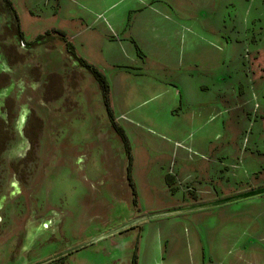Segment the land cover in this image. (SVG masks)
Here are the masks:
<instances>
[{"label":"rangeland","instance_id":"rangeland-1","mask_svg":"<svg viewBox=\"0 0 264 264\" xmlns=\"http://www.w3.org/2000/svg\"><path fill=\"white\" fill-rule=\"evenodd\" d=\"M110 1L113 0H0V264H264V192L220 205L225 206V213L209 220L206 218L219 230L212 228L210 239L213 241L209 243L203 236L197 249L186 242L183 224H176L171 230H154L160 222L167 223L173 221L172 216L184 214L178 213L146 219L124 229L126 231L110 234L44 261L101 233L93 230V235L89 236L71 234L68 226L65 228L61 224L64 215L67 216L65 223L68 222L66 212L84 208L79 199L92 188L72 176L77 171L71 164L72 169L66 166L63 151L70 145L63 139L49 137L50 130L55 128L47 127L45 119L37 112L39 108L48 109L40 106V102L57 100L58 105L55 103L50 108L57 112L70 111L76 105L80 108L81 103L76 97L82 94L73 99L64 98L65 89L79 80V70L93 68L82 65L74 57H85L98 72L108 74L107 82L113 84L115 81L118 88L123 83L134 85L136 81L137 85H144L149 81L145 76L127 77L120 67L113 70L109 61L112 59H106L109 52L115 50L118 51L116 55L121 54L120 59H114L120 64L141 67L144 64L149 70L158 69L156 58L152 57V54H158L157 48L152 49L153 44L149 41L138 44L150 57L142 63L129 42L103 40L104 36L98 33L105 31L101 23L94 31H81L82 18L90 17L89 8L96 9ZM165 1L178 7L183 23L195 22L198 30L194 33L197 37L194 47L184 50L180 61L176 57L177 50L172 47L170 52H165L162 61L167 63L161 68H166L163 77L167 81L174 79L171 73L178 68L193 72V81L184 82L186 87L187 83L192 88H199L200 84L209 86L207 90L197 89L198 93L190 95L203 103L211 100L210 108L203 111L211 109L217 113L215 121L207 127L210 137L197 138V141L203 144L212 140L218 150L224 148L228 154V161L222 163H232V167L226 165V168L219 165L225 168L222 171L224 179L219 178L215 184L219 199L263 188L264 0ZM121 7H116L114 12L120 11ZM61 29L71 37L73 48L68 43L70 38ZM208 36L215 37V44L223 49L210 47L209 42L203 40ZM226 71L224 86L220 75ZM220 91L226 92V102L221 100ZM163 93L158 103L137 102L132 108L136 120L122 118L120 122L134 152L132 176L136 192L131 202L146 213L168 210L170 208H161L167 205L177 204V208L191 205L178 204L185 190L183 186L176 190L178 196L169 194L161 179L164 169L157 166V160L146 161V154L150 153L163 159V152L154 155L155 150H166L167 147L156 133L147 129V125H152L149 119H156L159 127L169 123H163L162 119L170 113L172 97L169 91ZM137 95L146 94L137 90ZM123 108L122 104L120 108L115 106L114 112L120 114ZM181 114L175 125L189 123L185 114ZM222 119L228 125L220 131ZM73 141H81V136L76 134ZM73 149L80 153V161L84 160L81 145ZM79 162L75 163L78 171L82 168ZM35 192L39 196H49L54 207L50 211L53 217H33L42 210ZM216 192L214 198L206 202L217 201ZM203 196L207 197L206 194ZM191 198L186 195V199ZM125 204L120 202L117 209ZM49 206L44 203L45 208ZM146 213L140 212L137 216ZM33 219H37L36 223L31 222ZM140 227L143 232L138 233ZM128 231H134V239L130 237L135 243L133 247L130 242L119 246L112 241L113 237ZM38 233L40 238L35 236ZM126 241L128 239L123 240Z\"/></svg>","mask_w":264,"mask_h":264},{"label":"crops","instance_id":"crops-1","mask_svg":"<svg viewBox=\"0 0 264 264\" xmlns=\"http://www.w3.org/2000/svg\"><path fill=\"white\" fill-rule=\"evenodd\" d=\"M164 1L162 0L160 4L159 0L158 2H153V0H113L98 6L96 9L89 8L90 17L87 19L82 18L83 20L80 23L81 31H94L95 26L101 23L105 31L103 33L97 32L104 36L103 40H118L117 43L129 42L133 46L136 58H141L142 60H147L150 57L148 51L138 46L139 42L149 41L153 44L155 47L152 45V49L157 48L156 53L158 54H152V57L156 58L158 69L149 70L144 64L145 68H142L143 66L141 67V65L137 66L129 63L120 64L114 60L121 58V54L116 55L118 51L115 50L106 55V59H112L109 61L112 64L113 70L120 67L127 74V77L132 75L135 79L138 76L141 78L145 76L149 83L137 85L135 81L134 85L123 83L118 88L115 81L113 84L109 81L107 82L106 75L108 74L104 72L103 75V73L99 72L106 82L105 87L104 84L102 85L96 79L93 70L83 68L84 70H79L81 74L79 80L68 84L64 96V98L73 99L78 94H82L76 97L78 98L77 101L81 103L80 108L76 105L70 111L63 109L57 112V110L53 111L50 109L55 103L56 106L58 105L57 100L54 102L49 101V103L40 102V106H47L48 109L43 110L39 108L38 110L40 111L37 112L43 116L46 124H48L47 127L55 128L54 130H50L49 137H55L59 140L63 139L71 146H65L63 151L65 153L64 162L66 166L68 165L69 169H72V165L77 171V173H72V176L76 179L80 178L82 181H85L87 186L92 188L89 194L79 199V204H82L84 208L81 210L76 209L75 212L74 210L73 212H66L68 213L67 223H65L67 216L64 215L63 217L61 224L65 228L68 226L71 234H86L85 236H89L90 234L93 235V230L102 233L107 228H113L117 224L120 225L136 217L140 212H147L140 207H134L131 202L136 192V185L132 176L135 162L132 156L134 152L129 145L126 131L120 124L122 118L126 120H129V118L133 120L137 119L132 111L133 106L137 105V102L150 101L151 103H158L159 98L165 91H169L172 97L170 99L171 104H169L171 107L170 113L167 114V118L162 119L160 116H147L149 118L159 117L163 120V123H169L165 127H159L156 119H149L152 125H147V129L152 133H156L155 135L167 147L166 150L162 148L155 150L154 155L163 152V159H158L157 156L154 157L150 153L151 156L150 154H146L148 155L146 161L153 160L155 162L157 160V166L160 169H164L161 179L171 196L178 193L176 190L180 188L179 186L184 187L183 189L185 190L182 191L181 200L178 204L193 205L214 198V193L216 192L215 184L220 180L219 178L224 179L222 171L225 170L226 165L232 167V163L224 164L228 161V154L224 148L218 150L216 143H213L212 140H208L203 144L197 141V138L210 137V130L207 127L215 121L217 113L211 111V109L203 111L210 108L211 100H205L203 103L195 99L190 93H198L200 89L207 90L209 86L200 84L199 88H192L190 83H187L188 86L186 87L184 85L185 80L188 82L193 81V72L191 70L186 72L185 69L180 70L177 68L175 72L171 73L174 79L170 81L165 80L163 77L167 73L164 72L166 68L163 70L161 68L163 63H167V61H162L166 54L165 52H170V49L173 47V49L177 50L176 57L178 56L179 59L177 58V60L180 61L181 55L184 56L183 51L194 47L196 43L195 39L197 38L194 33H198L195 22L183 23L184 21L178 15V7ZM119 5H122L120 11L114 12V9ZM61 31L70 38L69 42H71V37L64 29H61ZM189 34L194 36H190ZM215 39V37L207 39L204 37L203 40H207L210 47L223 49L215 44ZM79 58L84 61L83 65L87 64L88 67L95 68L85 57L80 56ZM221 61L225 62L226 65L228 64L224 59H221ZM142 63H144V60ZM197 66L198 64H196V68ZM162 71L164 74H162ZM227 74L226 71L220 75L224 86L226 80H224V76ZM137 90L142 91L146 95L138 96ZM225 96L226 92L220 95L221 100H224L223 102H226ZM120 104L124 108L120 114H116L114 112L115 106L120 108ZM195 107L198 108L195 109ZM181 113L185 114V118L188 119L189 123L186 121V123H182L183 126L180 124L175 125L177 117L178 119L182 117ZM79 114L81 115L79 116ZM171 125H174V127H171ZM227 125L225 120L222 119L219 130L222 131ZM76 134L81 136V141L74 143L73 137ZM77 145H81L83 148L84 160L82 161H80V153L77 154L73 149ZM77 162H79V165H82V170L80 169V171L77 170V165H75ZM219 165H225V168L219 167ZM202 183L203 185H201ZM171 187H173L172 190H170ZM212 189H214L213 193ZM205 194L207 197L203 196ZM186 195L192 198L186 199ZM34 196H36V201L39 203L38 207L42 209L38 211V216H42L47 210L54 209L48 195L39 196L35 192ZM216 196L218 198L216 199L217 201L221 200L217 192ZM122 201L126 202V204L124 207L117 209L118 204ZM46 202L50 204L48 208L44 207V203ZM227 203L229 202L181 212L184 214L172 216L173 221L170 220L167 223L160 222V224L154 226V230L160 231L161 228H169L171 230L170 228H173L174 225L183 224L186 242L197 249V245L201 244V240L204 238L203 236H205L207 242L211 243L213 241V239H210L211 230L212 228L213 230L217 229V226H214L208 220L214 215L220 216V213H225V206L220 205ZM176 206L179 205L173 204L161 208L171 209L177 208ZM133 210L134 212H132ZM137 230L138 233L143 232L141 227ZM133 235L134 231H128L121 236L113 237L112 241L119 246L130 242V245L133 247L135 244L134 240L130 241V237L134 239ZM125 239H128V241L123 242Z\"/></svg>","mask_w":264,"mask_h":264},{"label":"water","instance_id":"water-1","mask_svg":"<svg viewBox=\"0 0 264 264\" xmlns=\"http://www.w3.org/2000/svg\"><path fill=\"white\" fill-rule=\"evenodd\" d=\"M264 192V187L263 188H259L257 190H253V191H250V192H246V193H241V194H237V195H234V196H231V197H228V198H224V199H221V200H218V201H214V202H203V203H198V204H193V205H190V206H185V207H180V208H176V209H170V210H163V211H157V212H152V213H147V214H142L140 216H137V217H134V218H131L130 220L120 224V225H117L93 238H90L89 240L85 241V242H82L78 245H75L73 247H70L66 250H64L63 252H60L44 261H48L50 259H53V258H56L60 255H63L67 252H70V251H73L75 249H78L88 243H91L97 239H100L102 237H105V236H108L110 234H113V233H116V232H119V231H122L128 227H132V226H135L136 224L146 220V219H151V218H158V217H163V216H168V215H173V214H178V213H181V212H185V211H189V210H193V209H200V208H205V207H209V206H212V205H217V204H222V203H226V202H230V201H234V200H238V199H241V198H246V197H249V196H253V195H256V194H259V193H263Z\"/></svg>","mask_w":264,"mask_h":264},{"label":"trees","instance_id":"trees-1","mask_svg":"<svg viewBox=\"0 0 264 264\" xmlns=\"http://www.w3.org/2000/svg\"><path fill=\"white\" fill-rule=\"evenodd\" d=\"M68 43L70 44V46H72L71 42H68ZM72 48H73V46H72ZM72 53L74 54V51H72ZM74 58H78L80 63L82 65L84 64L83 63L84 61L81 58H79V57H74ZM92 70H93L94 74L96 75V77L98 78L99 82L102 83V85L104 84V86L106 87V85H105L106 82H105L104 78L102 77V74H100L95 68H93ZM132 227H134V226H132Z\"/></svg>","mask_w":264,"mask_h":264},{"label":"flooded vegetation","instance_id":"flooded-vegetation-1","mask_svg":"<svg viewBox=\"0 0 264 264\" xmlns=\"http://www.w3.org/2000/svg\"><path fill=\"white\" fill-rule=\"evenodd\" d=\"M17 193H20V191H18ZM13 196H14V195H13ZM50 211H51V210L45 212L42 216L49 217V218H50V217H53L52 214L50 213ZM42 216H38V215H36V216H33V217H37V219H38L39 217H42ZM37 219H33L31 222H32V223H36ZM46 228H48V227H46ZM42 229L45 230V228H42ZM35 236H36L37 238H40V237H41V235H39V233L36 234ZM36 237H35V238H36ZM60 256H61V255H60ZM58 257H59V256H58Z\"/></svg>","mask_w":264,"mask_h":264}]
</instances>
